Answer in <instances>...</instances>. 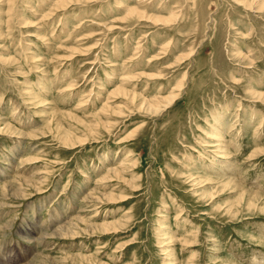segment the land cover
I'll return each mask as SVG.
<instances>
[{
	"label": "rangeland",
	"instance_id": "1",
	"mask_svg": "<svg viewBox=\"0 0 264 264\" xmlns=\"http://www.w3.org/2000/svg\"><path fill=\"white\" fill-rule=\"evenodd\" d=\"M0 259L264 264V0H0Z\"/></svg>",
	"mask_w": 264,
	"mask_h": 264
},
{
	"label": "bare ground",
	"instance_id": "2",
	"mask_svg": "<svg viewBox=\"0 0 264 264\" xmlns=\"http://www.w3.org/2000/svg\"><path fill=\"white\" fill-rule=\"evenodd\" d=\"M176 98H177V95H171V97L166 101V106L167 105H171L175 100H176ZM159 109V108H158ZM72 224H70L69 226H68V228H70V226H71ZM65 229L64 230H67L66 229V227H64ZM4 258V257H3ZM2 262V260L0 259V264H3V263H1Z\"/></svg>",
	"mask_w": 264,
	"mask_h": 264
}]
</instances>
